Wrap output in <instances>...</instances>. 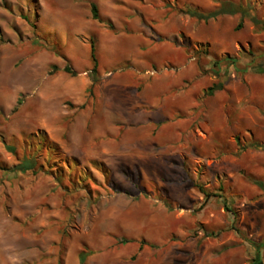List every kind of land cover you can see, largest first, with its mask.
Here are the masks:
<instances>
[{
    "label": "rangeland",
    "instance_id": "374dc122",
    "mask_svg": "<svg viewBox=\"0 0 264 264\" xmlns=\"http://www.w3.org/2000/svg\"><path fill=\"white\" fill-rule=\"evenodd\" d=\"M228 1L204 21L174 5L216 0H0V264H251L264 0ZM40 134L64 157L12 171Z\"/></svg>",
    "mask_w": 264,
    "mask_h": 264
},
{
    "label": "trees",
    "instance_id": "16d2710c",
    "mask_svg": "<svg viewBox=\"0 0 264 264\" xmlns=\"http://www.w3.org/2000/svg\"><path fill=\"white\" fill-rule=\"evenodd\" d=\"M216 1L218 2V5L211 10H203L201 8L188 6V5H178L177 3L174 6H176V10L180 11L181 13H184L195 19L204 20V21L210 18H214L221 14H234L236 12H244L239 4H234L228 0H216ZM91 14L93 19L101 20L98 12V7L96 6L95 3L91 4ZM110 26H112L111 23ZM240 26L241 23H238L236 27H240ZM90 58L93 63L92 70L95 72L98 68V61H97L96 50L93 41L90 42ZM230 61L232 63L236 62V60L234 59H231ZM212 63L215 68L219 69L218 68V65L220 63L219 60L215 59L212 61ZM62 69L63 71L70 73L72 75L75 74L74 71L68 65H65ZM248 70L264 72V66L250 65L248 67ZM220 86H221L220 83L210 85L206 88V92L212 93L215 89L220 88ZM29 138L30 139L26 138L25 140L26 143L23 144V147H21L20 151L17 149V147H15V145H8V149L12 151L13 155L18 156L17 163L13 167H11L12 171L25 173L27 171L44 170L45 172H47L51 169V167L54 166V164L56 165V163H54L55 158L60 159L64 157V154L60 149L59 145L56 142L49 140L43 134L30 136ZM260 147L264 148V144L260 145ZM94 164H97L98 166L104 168L105 172L108 173V169L104 167L103 163L95 162ZM255 182L259 186L264 187V184L262 182H258L256 180ZM199 190L200 192L204 193L205 196L207 195L209 196V193L205 191L203 187L199 186ZM217 196H221V195H217ZM223 204L225 205L224 199H223ZM248 241L251 244V249L249 251L251 255V264H264L261 254V249L264 243L252 239H248ZM85 256L86 253L84 252L80 253V259L82 261L85 258Z\"/></svg>",
    "mask_w": 264,
    "mask_h": 264
},
{
    "label": "crops",
    "instance_id": "0c3cea01",
    "mask_svg": "<svg viewBox=\"0 0 264 264\" xmlns=\"http://www.w3.org/2000/svg\"><path fill=\"white\" fill-rule=\"evenodd\" d=\"M158 100H159V99H158ZM148 104L153 105V104H155V103H152V102L150 101V103H148Z\"/></svg>",
    "mask_w": 264,
    "mask_h": 264
}]
</instances>
